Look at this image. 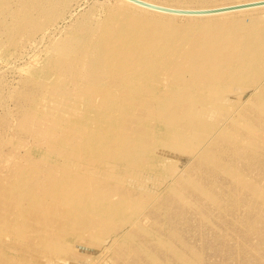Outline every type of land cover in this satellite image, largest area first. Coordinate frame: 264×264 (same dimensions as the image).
<instances>
[{
	"label": "rangeland",
	"instance_id": "rangeland-1",
	"mask_svg": "<svg viewBox=\"0 0 264 264\" xmlns=\"http://www.w3.org/2000/svg\"><path fill=\"white\" fill-rule=\"evenodd\" d=\"M119 6L0 0V264H264L262 84L222 52L226 83L195 79L207 25L145 67L159 86L133 82L140 47L117 70L113 52L142 43L138 30L162 34L167 15L127 23ZM251 16L264 8L217 18Z\"/></svg>",
	"mask_w": 264,
	"mask_h": 264
},
{
	"label": "bare ground",
	"instance_id": "bare-ground-1",
	"mask_svg": "<svg viewBox=\"0 0 264 264\" xmlns=\"http://www.w3.org/2000/svg\"><path fill=\"white\" fill-rule=\"evenodd\" d=\"M126 4V6H119L118 9L121 10L120 15L124 17H129V21L127 23H132L135 17H139L144 15V12H153L156 14L167 15L166 19L161 18L157 24L161 26L164 30L162 34L155 35L152 33V30L143 29L138 30V34L141 36V42L137 46L122 49L120 46H117V51L110 53L109 56H116L115 65H117V69L126 61L131 60L129 55V50H135L137 47L139 48L140 58L135 61L136 63L130 65L133 82L144 83L146 80L149 81L151 87L155 89V87L159 86V82H155L156 80L152 79V73L143 74V70L149 64H154L156 66H160L166 60V49L168 45L172 41H180L185 36V34H189L195 28L200 25H207L208 28L214 29L212 31L205 32L201 35V39L197 38L194 41L193 49L194 52L197 53V57L192 65V70L195 74L196 78L202 79V84L205 86L212 85L214 80H220L223 83H226L228 80V66L229 63H222V58L218 57L216 54L219 52L226 53L225 58H235L238 61L244 62V66L235 67L237 70L250 73L249 77H254L256 80H259L264 88V16H251L249 18H236V17H224L219 19L220 15H225L228 13H234L239 11H247L250 9H259L264 8L262 6H256L251 8L237 9L226 12L207 14V15H179V16H190L187 17V21L182 23H176L173 21L171 17L168 16V13L150 10L143 6L137 5L133 2L127 0H120ZM148 3L160 5L168 8H175L180 10H210V9H218L223 7H230L235 5H240L249 2L261 1V0H234L228 2L214 3L208 5L201 6H180V5H172L167 4L155 0H143ZM172 15V14H171ZM174 15V14H173ZM211 17H216V19H211ZM137 20V19H134ZM219 20H222L219 22ZM35 21V20H34ZM32 23V22H31ZM137 23V22H133ZM218 25L222 27H226L225 30L219 29ZM218 27V29H216ZM112 34V32H111ZM156 37V38H155ZM163 37V41L161 42L163 45L157 43V39ZM219 39L223 44H217L216 40ZM161 46L164 54L162 57H157L156 52ZM102 47H104L102 45ZM168 51V50H167ZM102 60V59H101ZM232 61V60H231ZM98 63H95L94 67L97 69ZM240 63V62H239ZM98 66V67H97ZM102 68V67H100ZM127 73V72H126ZM124 73V74H126ZM120 73L114 72L112 76H117ZM111 76V74H110ZM164 89L167 92L173 91V85L169 84L164 86ZM203 97L199 99V101L203 100ZM211 101V99H210ZM162 136V139H167V142H170L173 145V149L175 154H190L191 151H183L182 146L178 137H174V135L167 136L163 134H159V137ZM207 137V136H206ZM205 137V138H206ZM189 139V138H186ZM179 145V146H178ZM190 145V144H189ZM194 146V147H193ZM196 149V145H192L189 148ZM197 150V149H196ZM151 152V150H149ZM170 154V153H169ZM150 159L156 158V150H153L152 153L148 156ZM187 158V157H186ZM206 158V157H204ZM189 159V158H187ZM185 160V159H184ZM172 168V167H170ZM177 167L173 168L171 171H175ZM171 178V177H170ZM169 178V179H170ZM168 179V180H169ZM198 193V191H197Z\"/></svg>",
	"mask_w": 264,
	"mask_h": 264
},
{
	"label": "water",
	"instance_id": "water-1",
	"mask_svg": "<svg viewBox=\"0 0 264 264\" xmlns=\"http://www.w3.org/2000/svg\"><path fill=\"white\" fill-rule=\"evenodd\" d=\"M127 1L133 2L137 5L143 6L145 8L150 9V10L165 12L168 14L191 15V16L214 14V13H220V12H226V11H231V10L251 8V7L264 5V0H261V1H255V2L240 4V5L230 6V7L210 9V10H180V9L168 8V7H163L160 5L148 3V2L143 1V0H127Z\"/></svg>",
	"mask_w": 264,
	"mask_h": 264
}]
</instances>
